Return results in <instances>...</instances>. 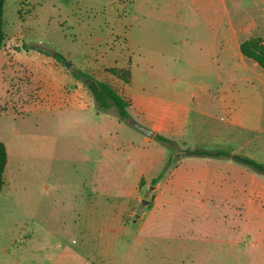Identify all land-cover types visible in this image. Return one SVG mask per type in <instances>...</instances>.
Instances as JSON below:
<instances>
[{"label":"rangeland","instance_id":"rangeland-1","mask_svg":"<svg viewBox=\"0 0 264 264\" xmlns=\"http://www.w3.org/2000/svg\"><path fill=\"white\" fill-rule=\"evenodd\" d=\"M250 2L210 4L222 5L228 27L234 8L245 10ZM22 3L6 0L0 52V142L8 151L0 264H264V207L251 208L247 219L238 205L245 197L234 194L244 181H261L251 170L227 160L184 158L154 185L174 151L155 141L151 154L162 166L141 174L140 145L132 140L140 133L114 110L100 113L73 76L84 70L125 95L140 54L167 78L183 76L184 63L199 54L189 41L190 24L203 37L212 20L202 0ZM57 53L70 69L55 60ZM111 68L130 71L129 83ZM202 124L197 136L189 133L193 140L171 139L181 149L195 138L204 142ZM225 127L222 148L254 152V141L232 140ZM201 169L208 179L220 170L223 180L208 211L199 194Z\"/></svg>","mask_w":264,"mask_h":264},{"label":"crops","instance_id":"crops-1","mask_svg":"<svg viewBox=\"0 0 264 264\" xmlns=\"http://www.w3.org/2000/svg\"><path fill=\"white\" fill-rule=\"evenodd\" d=\"M211 1L202 0L204 13L210 12L208 18L212 17V20L206 23L204 36H195L193 29H196V24H190L189 41L195 45L199 54L197 58L191 56L193 58L189 63H184L183 76L175 74L167 78L165 71L156 69L153 60L145 59L143 54H140V61L136 60L135 69L131 71L130 85H133V88L128 85L125 95L120 94L130 104L129 113L136 119L131 120L152 129L155 136L188 142L193 140L189 138V133L197 136L200 123H204V129L201 131L207 140L200 142V138H195L193 142L196 143L185 149L226 150L234 155L251 157L264 164V105L261 101L264 93V70L254 61L247 59L240 49L242 42L252 37L261 38L264 44V0H251L245 10L235 7L233 21H230L228 27H224L222 5L213 6ZM40 2L41 0H23L22 4L35 8ZM85 96L83 95V98ZM223 125L226 126L224 132L230 134L232 140L242 137L248 142L254 141V152L242 155L222 148L220 142L223 140ZM134 129L140 133L132 136V140L140 145L136 158L139 160L141 157L140 162L145 166L140 173L143 174L146 170L157 172L162 166V159L151 154L157 141L155 136L150 138ZM157 143L159 144L158 141ZM177 147L179 151L184 150L178 145ZM184 158L197 161L227 160L251 170L261 181H253L247 186L244 181L234 188L239 189L240 193L236 191L234 194L245 197L238 205L245 207L241 213L247 219H251V208L263 210L264 174L229 158L183 156L181 159ZM200 173L199 194L205 197L204 203L201 204L206 210L207 202H211L213 198L217 199L221 194L219 189L223 180L221 171L217 169L209 179L207 171L203 174L201 169ZM208 188L214 191L207 194L205 190ZM234 204L236 202L230 205Z\"/></svg>","mask_w":264,"mask_h":264},{"label":"trees","instance_id":"trees-1","mask_svg":"<svg viewBox=\"0 0 264 264\" xmlns=\"http://www.w3.org/2000/svg\"><path fill=\"white\" fill-rule=\"evenodd\" d=\"M6 0H0V52L4 46L5 33L3 30L4 23V8ZM38 52H44L40 48H35ZM242 54L249 60L254 61L258 66L264 70V44L261 38L252 37L244 42L240 46ZM57 62L62 63L64 57L57 53L54 55ZM109 72L122 78L126 83H129L131 79V73L128 70L123 71L119 68H111ZM73 76L76 80L83 82L86 89L92 95L96 109L100 113H109L114 110L117 116L121 120H131L129 113V102L109 83L99 80L92 74L78 69L73 72ZM155 139L166 145L172 152L167 160L162 172L152 180V183L157 184L165 175V173L176 164L183 156L186 157H211V158H229L233 161L245 165L257 173L264 174V164L257 162L251 157L234 155L226 150H203V149H184L179 151L177 144L164 136L156 135ZM8 165V152L5 144L0 142V192L5 185V171Z\"/></svg>","mask_w":264,"mask_h":264},{"label":"water","instance_id":"water-1","mask_svg":"<svg viewBox=\"0 0 264 264\" xmlns=\"http://www.w3.org/2000/svg\"><path fill=\"white\" fill-rule=\"evenodd\" d=\"M63 64L66 66V68L70 69L72 67V65L66 61H63ZM131 126H133L134 128H136L137 130H139L140 132H142L144 135L153 138L155 136V132L152 129L146 128L145 126L139 124L138 122L134 121V120H130L129 121ZM147 201H143V204H146Z\"/></svg>","mask_w":264,"mask_h":264}]
</instances>
